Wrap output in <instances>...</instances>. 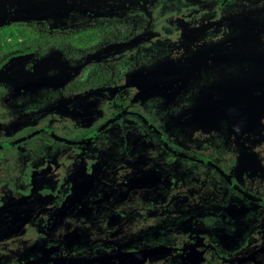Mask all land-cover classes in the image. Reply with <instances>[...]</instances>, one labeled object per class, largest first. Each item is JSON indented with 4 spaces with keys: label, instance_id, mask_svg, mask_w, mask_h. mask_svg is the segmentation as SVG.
Masks as SVG:
<instances>
[{
    "label": "flooded vegetation",
    "instance_id": "af4514ba",
    "mask_svg": "<svg viewBox=\"0 0 264 264\" xmlns=\"http://www.w3.org/2000/svg\"><path fill=\"white\" fill-rule=\"evenodd\" d=\"M155 1L0 0V264H264V88L222 72L235 16L179 41ZM195 33L197 78H158Z\"/></svg>",
    "mask_w": 264,
    "mask_h": 264
},
{
    "label": "rangeland",
    "instance_id": "374dc122",
    "mask_svg": "<svg viewBox=\"0 0 264 264\" xmlns=\"http://www.w3.org/2000/svg\"><path fill=\"white\" fill-rule=\"evenodd\" d=\"M87 1V0H82ZM120 1V0H119ZM219 7L224 10V14L229 18H232L234 15L235 27L234 31L238 33L237 39L242 42L238 47L237 52V60L236 63L238 65V69L235 70H223V74L228 75L223 76L227 79H231L236 73V78L238 81V77L244 75L246 73L243 64H246V69H248L249 75L244 80L250 85L257 84L258 82H262L264 80V0H236L235 6L231 4V0H156L154 5V11L158 10L154 18L153 23V31L154 33H158L161 35H167L176 40H182L186 38L191 30V23L193 20L197 19L196 16L200 14L212 13L214 7ZM10 6L7 4L3 6L1 9V16H8L6 14V9ZM86 13H89L87 11ZM12 17L0 19V26L7 32V29L4 27V21H8ZM196 21V20H195ZM221 25V24H220ZM51 25L47 26L46 29H50ZM194 32H198L197 29ZM5 36V42L8 49V53L4 56L3 61L1 62V66L7 64L12 58H15L19 52L15 49H11L10 44L15 40H18V37H13L12 39H7ZM196 39H193L192 36L188 40H186L183 44H171L168 41V45L171 47L181 48L184 52V55L180 57L177 66L174 69L167 70L165 74L159 76L158 78L166 77L170 73V71L175 72L176 74H185L186 77L190 79H196L198 70L196 66L200 60L199 55V41L197 39V33H195ZM247 36V37H246ZM143 47V46H142ZM188 54V55H187ZM252 57L249 61H247V56ZM209 62V61H207ZM187 64L195 65V67H191L190 72L184 70ZM262 64V65H261ZM184 66V67H183ZM195 68V69H192ZM252 78V79H251ZM261 80V81H260ZM246 87L247 90L252 89H263L264 82L257 84L256 86ZM263 94V92L261 93ZM237 99L241 100L242 105H246L251 103L256 99V97L246 96L245 98L241 97L240 93H237ZM262 100V99H261ZM264 100V98H263ZM254 110H264L263 106H257L253 108ZM4 259H2L3 261ZM1 261V258H0Z\"/></svg>",
    "mask_w": 264,
    "mask_h": 264
},
{
    "label": "water",
    "instance_id": "95a60500",
    "mask_svg": "<svg viewBox=\"0 0 264 264\" xmlns=\"http://www.w3.org/2000/svg\"><path fill=\"white\" fill-rule=\"evenodd\" d=\"M46 2L50 3L51 0H45Z\"/></svg>",
    "mask_w": 264,
    "mask_h": 264
}]
</instances>
